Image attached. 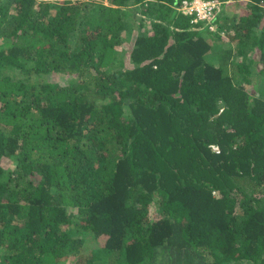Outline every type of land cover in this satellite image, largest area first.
Returning a JSON list of instances; mask_svg holds the SVG:
<instances>
[{
  "label": "trees",
  "instance_id": "1",
  "mask_svg": "<svg viewBox=\"0 0 264 264\" xmlns=\"http://www.w3.org/2000/svg\"><path fill=\"white\" fill-rule=\"evenodd\" d=\"M182 1L0 0V264H264V0Z\"/></svg>",
  "mask_w": 264,
  "mask_h": 264
},
{
  "label": "rangeland",
  "instance_id": "2",
  "mask_svg": "<svg viewBox=\"0 0 264 264\" xmlns=\"http://www.w3.org/2000/svg\"><path fill=\"white\" fill-rule=\"evenodd\" d=\"M247 3H248L247 0H240V1L232 0V1H229L225 5L226 8H225L224 12L227 13V15H237V18H239V13H240L241 9H243V8L246 9L247 8V5H248ZM218 8H221V5H219ZM130 18L131 17L129 16L128 17V20H127L129 22V26L135 25V23L132 24ZM197 22H199V21H197ZM205 23L209 24L208 22H205ZM148 24L149 23H147V25ZM132 30L131 29H127V30H125V31L122 32L121 39L122 40L124 39L125 42L123 43L122 46L119 47V49H122L123 47H126L128 49L132 48V44L131 43H133L132 42L133 36H135V33H136V30H134V32ZM214 30H215V28H214ZM218 46L219 45H215L214 48H216ZM253 55H255V52L253 53ZM126 58L129 59V54H126ZM208 59L210 61H212V62H217L216 61V57L214 56V51H213V54L212 55H209ZM76 75H67V74H64V73H61V74H52V75H50V77H49L48 80L53 81V82H59L62 85H66V84L69 83L70 78L72 76H76ZM0 161H4V160L1 159ZM8 166H12V163H8ZM101 240H102V242H104L103 239H101ZM91 244L93 245L94 243L91 242Z\"/></svg>",
  "mask_w": 264,
  "mask_h": 264
},
{
  "label": "built area",
  "instance_id": "3",
  "mask_svg": "<svg viewBox=\"0 0 264 264\" xmlns=\"http://www.w3.org/2000/svg\"><path fill=\"white\" fill-rule=\"evenodd\" d=\"M219 5L220 2L215 0H183L179 10L185 15L193 16L194 22H208L209 27L214 30L216 29V24L213 23L214 13Z\"/></svg>",
  "mask_w": 264,
  "mask_h": 264
}]
</instances>
